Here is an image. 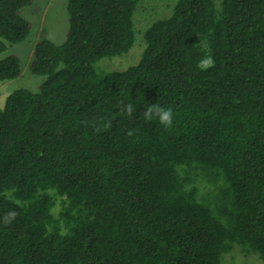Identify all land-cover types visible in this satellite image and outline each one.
<instances>
[{
    "label": "trees",
    "instance_id": "trees-1",
    "mask_svg": "<svg viewBox=\"0 0 264 264\" xmlns=\"http://www.w3.org/2000/svg\"><path fill=\"white\" fill-rule=\"evenodd\" d=\"M138 3L67 0L63 42L33 45L35 91L7 94L0 218L17 217L0 219V264H221L234 246L264 261V0H171L148 24ZM31 5L0 0V84L21 77L8 49ZM152 103L171 128L143 119Z\"/></svg>",
    "mask_w": 264,
    "mask_h": 264
},
{
    "label": "rangeland",
    "instance_id": "rangeland-1",
    "mask_svg": "<svg viewBox=\"0 0 264 264\" xmlns=\"http://www.w3.org/2000/svg\"><path fill=\"white\" fill-rule=\"evenodd\" d=\"M67 0H32V5L21 11V16L30 23V35L21 43L11 46L8 51L17 56L21 77L17 80L6 81L0 84V108L3 106L7 94L17 88H29L35 91L39 77L32 76L28 72V63L31 58L33 45L42 36H45L56 43L64 40L67 29V16L65 13V3ZM171 0H140L138 3V17H142L143 22L151 23L159 18L161 13L167 14V5ZM140 7V8H139ZM141 47L133 48L123 57H116L106 62V66L111 70H123L137 62L140 56ZM9 53V52H8ZM221 264H264L256 255H246L240 252L238 246L224 254Z\"/></svg>",
    "mask_w": 264,
    "mask_h": 264
},
{
    "label": "clouds",
    "instance_id": "clouds-1",
    "mask_svg": "<svg viewBox=\"0 0 264 264\" xmlns=\"http://www.w3.org/2000/svg\"><path fill=\"white\" fill-rule=\"evenodd\" d=\"M199 46L202 49H208V51L206 52L205 55H202L201 58L198 60L196 65L197 69L200 71H207L208 69L215 67V59L212 56L207 43L201 41ZM119 111L122 116L131 117L135 111V107L131 102L125 104L123 101H121L119 104ZM142 117L147 122L156 120L165 129H168L171 128L173 125L174 114L171 107L165 108L158 103H152V104H147V106L145 107L142 113ZM111 127H112L111 120H102L93 125V130L99 133L101 131H106ZM133 133L134 130L129 129L126 135L132 136ZM16 217H17V213L15 211H9L5 213L4 216L0 219H2V223L4 225H10L16 219Z\"/></svg>",
    "mask_w": 264,
    "mask_h": 264
}]
</instances>
